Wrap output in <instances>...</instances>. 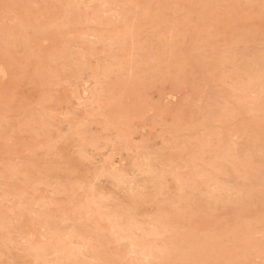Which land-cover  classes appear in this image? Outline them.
<instances>
[{
    "label": "rangeland",
    "instance_id": "1",
    "mask_svg": "<svg viewBox=\"0 0 264 264\" xmlns=\"http://www.w3.org/2000/svg\"><path fill=\"white\" fill-rule=\"evenodd\" d=\"M0 264H264V0H0Z\"/></svg>",
    "mask_w": 264,
    "mask_h": 264
},
{
    "label": "bare ground",
    "instance_id": "2",
    "mask_svg": "<svg viewBox=\"0 0 264 264\" xmlns=\"http://www.w3.org/2000/svg\"><path fill=\"white\" fill-rule=\"evenodd\" d=\"M88 83V82H87ZM105 153V152H104ZM52 195V194H51ZM104 220V219H103ZM42 231V230H41ZM41 233V232H40ZM42 237V236H41ZM41 237L39 236V238L41 239ZM42 239H44V238H42ZM44 263V262H43Z\"/></svg>",
    "mask_w": 264,
    "mask_h": 264
}]
</instances>
